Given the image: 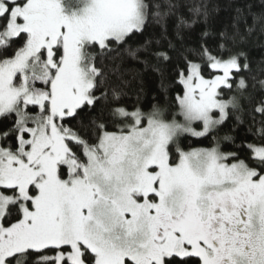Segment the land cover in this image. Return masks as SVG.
Listing matches in <instances>:
<instances>
[{"label":"snow or ice","instance_id":"snow-or-ice-1","mask_svg":"<svg viewBox=\"0 0 264 264\" xmlns=\"http://www.w3.org/2000/svg\"><path fill=\"white\" fill-rule=\"evenodd\" d=\"M208 18L206 0H0V264H264V55L242 47L264 0ZM149 69L174 111L141 103Z\"/></svg>","mask_w":264,"mask_h":264},{"label":"trees","instance_id":"trees-1","mask_svg":"<svg viewBox=\"0 0 264 264\" xmlns=\"http://www.w3.org/2000/svg\"><path fill=\"white\" fill-rule=\"evenodd\" d=\"M209 9V18L207 30L210 33H217L229 26L232 23V18L236 14L237 8H243L250 0H206ZM249 24L251 23V17H248ZM243 27V24H242ZM206 30V26L203 23L194 25L192 29L187 30L185 33V42L188 45L195 46L201 37V33ZM149 31H153L149 29ZM155 33L158 35V29L155 30ZM137 39H143V37H138ZM209 43H213L216 39L215 35H210L207 37ZM258 42H264V36H259ZM257 34H254L252 38L249 39L247 44L242 45L246 48L253 59H259L264 55V48L258 46ZM163 76L166 78L165 83L168 84L171 81L173 75V65H167L162 70ZM162 74L152 71L151 69L144 71L143 73V83H144V92L140 97L141 103L145 108L151 107L153 104H162L165 107H172V110H175L174 105V90H165L161 88V79ZM174 88V86H172ZM136 96L132 95L128 99V103H135ZM231 131V135L236 136V144H240L241 140L245 136L246 126L239 127L238 130L234 128L233 122L228 121L224 126H222L220 135H224ZM186 143L196 144V141L192 138H189ZM206 142H203L197 146H203Z\"/></svg>","mask_w":264,"mask_h":264}]
</instances>
